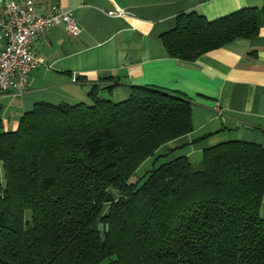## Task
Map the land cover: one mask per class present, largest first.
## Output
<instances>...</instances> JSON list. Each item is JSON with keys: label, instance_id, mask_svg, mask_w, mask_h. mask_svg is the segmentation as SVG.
<instances>
[{"label": "trees", "instance_id": "1", "mask_svg": "<svg viewBox=\"0 0 264 264\" xmlns=\"http://www.w3.org/2000/svg\"><path fill=\"white\" fill-rule=\"evenodd\" d=\"M263 14L184 13L163 44L195 62L257 36ZM99 88L90 104H36L0 132V264H264V148L229 141L197 169L181 157L133 181L193 131L192 103L144 86L113 102Z\"/></svg>", "mask_w": 264, "mask_h": 264}, {"label": "crops", "instance_id": "2", "mask_svg": "<svg viewBox=\"0 0 264 264\" xmlns=\"http://www.w3.org/2000/svg\"><path fill=\"white\" fill-rule=\"evenodd\" d=\"M17 1L22 0H0V19L5 4ZM32 1L40 14L56 3L73 10L82 31L71 35L60 25L36 40L41 64L29 75L25 93L0 95V132L15 131L39 103L90 104L92 90H83L88 85L115 86L99 88V96L117 101L144 86L178 93L192 103L193 131L163 146L158 155L164 160L187 157L200 166L205 149L229 141L264 148V14L257 36L237 39L195 62L171 58L162 40L181 14L197 12L215 21L247 8L263 11L264 0ZM118 9L126 15L109 14ZM4 48L0 37V51ZM4 179L0 159V185ZM260 213L264 219V199Z\"/></svg>", "mask_w": 264, "mask_h": 264}, {"label": "built area", "instance_id": "3", "mask_svg": "<svg viewBox=\"0 0 264 264\" xmlns=\"http://www.w3.org/2000/svg\"><path fill=\"white\" fill-rule=\"evenodd\" d=\"M109 14L122 17L126 12L118 9ZM60 25H65L71 35L82 31L73 10H65L59 3L44 14L37 12L32 0L5 4L4 17L0 19V37L5 41L0 51V95L25 93L29 75L41 64L34 49L36 40ZM73 81H77L76 76Z\"/></svg>", "mask_w": 264, "mask_h": 264}, {"label": "rangeland", "instance_id": "4", "mask_svg": "<svg viewBox=\"0 0 264 264\" xmlns=\"http://www.w3.org/2000/svg\"><path fill=\"white\" fill-rule=\"evenodd\" d=\"M104 99H107V100H111L113 102H119L116 100L115 97H109L107 94L104 95L103 97ZM160 154V153H158ZM158 155H156L155 157L151 158V161H149L146 165L143 166L142 170L138 173H136L134 175V177L132 178L133 181H137L141 178H143V174L145 175L148 171L152 170L154 167H159L160 165H162L163 163H166L168 162L169 160H164L165 157H162L161 160L157 161L155 158L157 157ZM176 157V156H175ZM175 157L173 156L172 158H170L171 160L172 159H175ZM156 160V161H155ZM194 167L197 169L199 168V165L198 164H194Z\"/></svg>", "mask_w": 264, "mask_h": 264}, {"label": "water", "instance_id": "5", "mask_svg": "<svg viewBox=\"0 0 264 264\" xmlns=\"http://www.w3.org/2000/svg\"><path fill=\"white\" fill-rule=\"evenodd\" d=\"M110 86H108V85H102L101 87H100V89L101 90H106L107 88H109ZM93 88H94V86H92V85H88V86H85L84 88H83V90H84V92H86V93H89L91 90H93ZM3 188L5 189V190H7V188H8V180L7 179H4V181H3ZM102 230H104V226H102Z\"/></svg>", "mask_w": 264, "mask_h": 264}]
</instances>
